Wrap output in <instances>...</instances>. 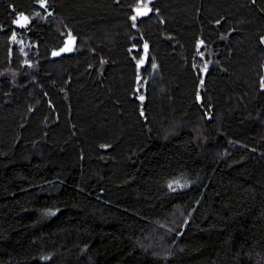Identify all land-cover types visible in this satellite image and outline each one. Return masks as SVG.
Here are the masks:
<instances>
[{
    "label": "trees",
    "instance_id": "obj_1",
    "mask_svg": "<svg viewBox=\"0 0 264 264\" xmlns=\"http://www.w3.org/2000/svg\"><path fill=\"white\" fill-rule=\"evenodd\" d=\"M0 264H264V0H0Z\"/></svg>",
    "mask_w": 264,
    "mask_h": 264
},
{
    "label": "water",
    "instance_id": "obj_2",
    "mask_svg": "<svg viewBox=\"0 0 264 264\" xmlns=\"http://www.w3.org/2000/svg\"><path fill=\"white\" fill-rule=\"evenodd\" d=\"M138 13H145L143 14L144 16L148 15L149 14V8L145 7V8H139L138 10ZM147 51V47H145V52Z\"/></svg>",
    "mask_w": 264,
    "mask_h": 264
},
{
    "label": "snow or ice",
    "instance_id": "obj_3",
    "mask_svg": "<svg viewBox=\"0 0 264 264\" xmlns=\"http://www.w3.org/2000/svg\"><path fill=\"white\" fill-rule=\"evenodd\" d=\"M143 14H145V13H138V15H143ZM133 19H135V17H133ZM145 47H147V46H145ZM64 50L65 51H70L71 49L70 48H66ZM140 99L143 100V97H140Z\"/></svg>",
    "mask_w": 264,
    "mask_h": 264
}]
</instances>
